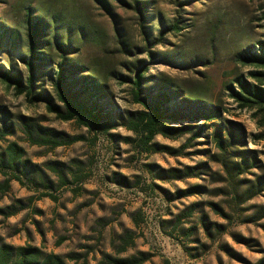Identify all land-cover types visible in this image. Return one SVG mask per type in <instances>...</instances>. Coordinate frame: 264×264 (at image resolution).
<instances>
[{"label": "rangeland", "instance_id": "1", "mask_svg": "<svg viewBox=\"0 0 264 264\" xmlns=\"http://www.w3.org/2000/svg\"><path fill=\"white\" fill-rule=\"evenodd\" d=\"M131 1L0 0L3 27L10 22L24 30L28 9L85 21L89 29L76 37L78 49L69 56L84 65L79 74L95 70L104 84L94 109L98 128L87 116L59 118L0 78V157L13 142L28 162L16 172L21 180L0 170V185L10 179L9 189L0 190V235L13 245L59 253L69 264L140 252L148 257L143 264H264V185L256 186L264 178V120L240 108L227 88L240 75L252 81L253 68L242 57L264 42V0H150L144 16ZM176 21L181 29L169 30ZM2 26L0 68L18 73L26 85L19 55L25 48H15ZM139 64L178 90L166 102L164 130L147 150L128 125L143 109L131 83ZM48 69H38L35 89L61 106ZM186 95L220 106L218 122L237 127L231 161L218 160L212 129L201 127L208 121L186 104ZM51 133L67 142H36ZM245 156L255 158L254 167L236 171L232 161ZM194 186L200 191L189 194ZM127 233L134 242L119 252Z\"/></svg>", "mask_w": 264, "mask_h": 264}, {"label": "trees", "instance_id": "2", "mask_svg": "<svg viewBox=\"0 0 264 264\" xmlns=\"http://www.w3.org/2000/svg\"><path fill=\"white\" fill-rule=\"evenodd\" d=\"M102 5L108 6V0H98ZM150 0H132L133 8L146 15V5ZM124 3V1H123ZM149 11V10H148ZM31 16H35L33 19ZM142 18V17H141ZM144 19V18H143ZM24 30L16 29L13 23H6L3 27L7 37L14 41L15 48H25L24 53H19L21 60L28 71L27 84L24 85L18 73L0 68V78L9 86H14L19 93H25L31 102H45L49 111L65 121L82 120L83 116L90 118L91 122L98 128H103L100 117L94 112L98 107L104 95V84L96 78L95 70H90V74H79L84 68L82 64L72 60L69 56L75 53L77 47V36L84 35L88 28L85 21H71L64 18L63 14H51L48 11L39 12L38 15H31L29 9L25 12ZM143 24V23H142ZM144 25V24H143ZM181 29L179 21L173 23L169 28ZM166 32L162 31L160 36ZM24 34L25 37H22ZM242 61L246 66L253 69L248 72L252 81L244 75L235 78L233 84H228L229 95L238 103L240 108L254 110L255 114L264 120V42L259 41L257 49L253 46L247 48ZM50 66L46 71L51 79L52 89L56 99L61 103L57 105L47 94L35 89V76L38 75L39 68ZM136 70L132 77V93L134 100L141 104L142 110L129 119V128L138 134V145L145 150L149 148L154 137L164 130L162 118L166 115L165 110H169L166 102L169 99H175L173 93L178 90L169 88V84L155 79L153 75L147 76L149 68L144 64L136 65ZM82 87L83 90L78 88ZM186 104L190 108L198 109L199 113L208 121L203 126L212 129L213 141L221 151L218 160L223 162L231 161L229 159V147H235L238 142V129L233 123L229 122L223 125L221 122V108L210 102H201L198 97L186 95ZM102 102V101H101ZM185 102V101H184ZM187 116H191L188 112ZM263 122V121H262ZM264 125V124H263ZM197 131L195 134H200ZM36 142L58 146L65 144L64 139H56L54 134H48L45 137L39 136ZM236 150H240L237 149ZM5 156L0 157V170L6 173V168L15 172V178L21 180L16 172H24L28 162L24 159L25 151L17 143H9L6 148ZM244 161L234 162L236 171L254 167L255 158L245 156ZM190 174V173H187ZM192 174H196L194 171ZM176 175H170L173 177ZM261 179V178H260ZM263 181L259 180L256 186L262 188ZM10 187V179H5L0 185V190L5 192ZM200 186H194L189 194L200 191ZM51 196L49 193H43L42 197ZM8 214H13L9 211ZM122 247L119 252H125L133 244V238L130 234L122 237ZM80 255H70L72 260H78ZM148 257L143 252L139 256L119 257L109 253H104L102 258L96 264H143ZM0 264H69L67 259L55 252H48L39 245H13L6 242L0 235ZM82 264H90L84 259Z\"/></svg>", "mask_w": 264, "mask_h": 264}]
</instances>
